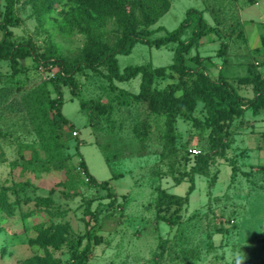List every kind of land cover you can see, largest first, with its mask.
I'll use <instances>...</instances> for the list:
<instances>
[{
	"label": "rangeland",
	"instance_id": "1",
	"mask_svg": "<svg viewBox=\"0 0 264 264\" xmlns=\"http://www.w3.org/2000/svg\"><path fill=\"white\" fill-rule=\"evenodd\" d=\"M49 1L0 0V23H8L0 41L32 53L15 69L0 60V193L27 184L7 191L8 202L17 201L12 211L0 200V264H73L87 232L97 242L82 264H264V116L234 118L216 142L201 103L188 119L173 117L170 101L138 96L139 77L109 82L100 68L61 86L68 127L54 121L50 80L58 69L45 64L102 55L129 14L148 30L160 27L157 38L195 9L213 32L185 55L187 64L197 57L213 80L220 72L264 78V0H169L159 18L160 0H113L104 14ZM189 36L190 29L182 39ZM174 48L136 44L117 56L118 67L161 68L152 88L162 90L179 81L168 69ZM237 91L252 97L249 86ZM192 148L206 159L203 175L190 173ZM190 178L187 203L156 207L160 190L183 197Z\"/></svg>",
	"mask_w": 264,
	"mask_h": 264
},
{
	"label": "trees",
	"instance_id": "2",
	"mask_svg": "<svg viewBox=\"0 0 264 264\" xmlns=\"http://www.w3.org/2000/svg\"><path fill=\"white\" fill-rule=\"evenodd\" d=\"M80 6L86 7L97 14H104L114 10L115 2L113 0H71ZM163 3V10L159 12L158 18L164 14L169 8V0H160ZM56 0H50L48 5H53ZM109 14V13H108ZM128 18L123 26L121 36L116 40L113 46L107 49L102 55H84L74 63L54 61L45 64L56 67L58 71L54 78L50 80L53 92L58 95V99L52 101L51 104L55 111L56 122H60L64 126L71 127L70 122L61 115L60 88L61 86H74V76L82 72V70H90L98 72L100 68L107 71L106 78L109 82L118 83L129 82L136 77L140 78L138 96L148 99L150 103L155 105L161 101H170L173 117L179 116L183 120L195 109L198 103L202 104L205 112L206 120L212 127L211 134L216 142L219 141L220 131L225 123H230L234 118L244 119L249 112L253 117L264 116V78L257 73H246V76L237 77L232 80L223 75L221 72L217 78L213 80L204 69L203 63L195 57L193 68L187 64L185 55L190 52L193 47L200 46V40L207 37L213 32L212 27L207 23L202 11L189 9L186 12L185 19L173 31H165L164 35L151 38V35L157 32L160 27L151 31L147 26H142L133 14L127 15ZM154 19V23L158 18ZM7 18L0 23V29L7 34L5 29ZM190 29V36L186 39L182 37L186 31ZM136 44H142L156 49L166 47L169 44H175L173 50L172 64L168 67L172 73L179 76V81L175 84H169L162 90H154L152 88L154 79L163 75L161 68L152 69L146 65L129 66L122 70L118 67L117 56L129 54ZM32 55L31 51L24 46H16L5 40L0 41V60L9 61L12 68L15 69L20 60ZM199 56V55H198ZM42 60H49L45 55L41 56ZM193 60V58L191 59ZM187 79V80H184ZM189 83H188V82ZM250 87L252 97H244L238 93L240 87ZM174 119V118H173ZM73 136V135H72ZM264 136V133L263 135ZM81 146V145H80ZM79 146V148H80ZM188 152V151H187ZM189 157L196 160L191 169V175H203L206 171V159L200 155H191ZM200 156V157H199ZM83 162V161H82ZM84 163V162H83ZM84 174L89 178L91 183H98L87 171L84 163ZM187 189L186 195L178 196L169 194L165 190H160L157 194L155 205L159 209L171 206H180L188 201L189 195L193 192L191 184ZM101 184V183H99ZM105 188L108 183L103 182ZM27 186L26 183L15 184L12 188L2 189L0 200L3 208L12 211L13 206L17 203L8 202L6 198L7 191L11 189ZM92 241L95 243L97 239L91 233L87 232V243L84 248L75 257L73 264H82L88 260V256L92 251Z\"/></svg>",
	"mask_w": 264,
	"mask_h": 264
},
{
	"label": "built area",
	"instance_id": "3",
	"mask_svg": "<svg viewBox=\"0 0 264 264\" xmlns=\"http://www.w3.org/2000/svg\"><path fill=\"white\" fill-rule=\"evenodd\" d=\"M72 135H73L74 137H76V136H77V132L74 131V132L72 133ZM188 152H189L191 155H198V154L200 153L199 150L194 149V148H192V149H188Z\"/></svg>",
	"mask_w": 264,
	"mask_h": 264
}]
</instances>
